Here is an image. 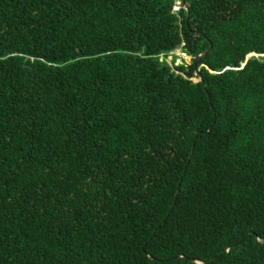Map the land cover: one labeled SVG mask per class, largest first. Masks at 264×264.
<instances>
[{
    "label": "trees",
    "instance_id": "obj_1",
    "mask_svg": "<svg viewBox=\"0 0 264 264\" xmlns=\"http://www.w3.org/2000/svg\"><path fill=\"white\" fill-rule=\"evenodd\" d=\"M0 264H264V0H0Z\"/></svg>",
    "mask_w": 264,
    "mask_h": 264
},
{
    "label": "water",
    "instance_id": "obj_2",
    "mask_svg": "<svg viewBox=\"0 0 264 264\" xmlns=\"http://www.w3.org/2000/svg\"><path fill=\"white\" fill-rule=\"evenodd\" d=\"M206 51H203V52H201V53H199L198 55H196L194 58H193V63H194V65L196 66V62H197V60L205 53ZM196 75L198 76V79L200 80V82L203 84V79H202V77H200L199 76V71H198V67H196ZM178 189H179V185H177V187H176V190H175V196H176V193L178 192ZM173 204H174V202H172V204H171V206H170V208L173 206ZM259 240V238H256V241H258ZM144 248V247H143ZM228 249L226 248L224 251H227ZM178 258H180L179 256L178 257H176V259H178ZM195 263H200V262H198V261H195Z\"/></svg>",
    "mask_w": 264,
    "mask_h": 264
},
{
    "label": "rangeland",
    "instance_id": "obj_3",
    "mask_svg": "<svg viewBox=\"0 0 264 264\" xmlns=\"http://www.w3.org/2000/svg\"><path fill=\"white\" fill-rule=\"evenodd\" d=\"M176 6H177V1L174 2V6L172 7L173 9H176ZM183 59L189 63V56H183L182 53L177 50V53H174L171 55V59L174 60V61H178V62H181L182 61V57ZM197 78H193V80H196Z\"/></svg>",
    "mask_w": 264,
    "mask_h": 264
},
{
    "label": "clouds",
    "instance_id": "obj_4",
    "mask_svg": "<svg viewBox=\"0 0 264 264\" xmlns=\"http://www.w3.org/2000/svg\"><path fill=\"white\" fill-rule=\"evenodd\" d=\"M178 7V5L176 6V8Z\"/></svg>",
    "mask_w": 264,
    "mask_h": 264
}]
</instances>
